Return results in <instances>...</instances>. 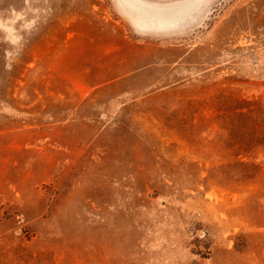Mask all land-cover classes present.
<instances>
[{
	"label": "rangeland",
	"instance_id": "rangeland-1",
	"mask_svg": "<svg viewBox=\"0 0 264 264\" xmlns=\"http://www.w3.org/2000/svg\"><path fill=\"white\" fill-rule=\"evenodd\" d=\"M140 1L0 0V264H264V0Z\"/></svg>",
	"mask_w": 264,
	"mask_h": 264
},
{
	"label": "bare ground",
	"instance_id": "bare-ground-1",
	"mask_svg": "<svg viewBox=\"0 0 264 264\" xmlns=\"http://www.w3.org/2000/svg\"><path fill=\"white\" fill-rule=\"evenodd\" d=\"M125 2L132 9H135L134 12L138 15L139 20L142 19L143 23L147 24V25L148 24L163 25V24H167V23L169 24L172 22L174 23V21H178L177 20L179 18L178 16L182 13L181 10L183 12H185V14L187 13L186 11L188 10V9H185L186 8L185 7V8L178 9L176 11H171V12L163 11V10H162L163 12L162 11L160 12V11H156V10L152 9L151 7L147 6L146 3H144L140 0H125ZM190 6H191V4H190ZM190 6H188L187 8H189ZM140 17H141V19H140ZM165 26H167V25H165Z\"/></svg>",
	"mask_w": 264,
	"mask_h": 264
}]
</instances>
